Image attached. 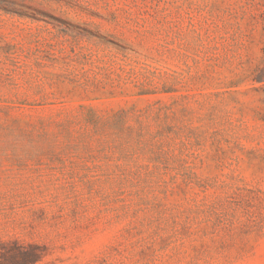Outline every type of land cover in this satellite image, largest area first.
<instances>
[{"label":"rangeland","instance_id":"obj_1","mask_svg":"<svg viewBox=\"0 0 264 264\" xmlns=\"http://www.w3.org/2000/svg\"><path fill=\"white\" fill-rule=\"evenodd\" d=\"M264 0H0V264H264Z\"/></svg>","mask_w":264,"mask_h":264},{"label":"trees","instance_id":"obj_2","mask_svg":"<svg viewBox=\"0 0 264 264\" xmlns=\"http://www.w3.org/2000/svg\"><path fill=\"white\" fill-rule=\"evenodd\" d=\"M263 61L262 64L256 69L255 81L262 83L264 88V42L262 45ZM264 90V89H263Z\"/></svg>","mask_w":264,"mask_h":264}]
</instances>
